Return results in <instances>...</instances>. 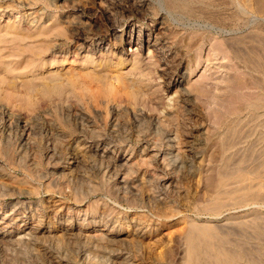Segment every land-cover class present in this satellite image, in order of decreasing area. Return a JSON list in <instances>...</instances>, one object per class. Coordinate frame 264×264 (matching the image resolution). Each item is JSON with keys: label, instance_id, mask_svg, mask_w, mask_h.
Masks as SVG:
<instances>
[{"label": "rangeland", "instance_id": "374dc122", "mask_svg": "<svg viewBox=\"0 0 264 264\" xmlns=\"http://www.w3.org/2000/svg\"><path fill=\"white\" fill-rule=\"evenodd\" d=\"M28 1H0V17L2 14L0 38L11 40L15 37L12 35L14 33L15 35L26 34L27 38L23 39L24 41L12 40L9 43V46L23 44L26 47L45 40L50 48L45 49L44 54L40 52V55H45L44 58L49 61L55 55L60 56L61 52L67 49L72 55L75 46L72 33L65 31L57 35L56 32L50 31L47 32L48 36L39 35V31H46L45 24L32 23V14H30L34 11L46 13L47 16L42 19L47 21L51 15L63 18L66 9H53L42 2L43 0L32 4L31 7ZM223 2V0H210L206 6L208 13L193 14L178 10L169 11V14H166L173 27L184 33V42L203 34L200 47L194 49L185 59V64L190 60V68H192L185 85L190 91L192 100H189L193 112L188 115L191 118L189 126L198 140L200 138V145H197L198 157L194 158L190 164V173L184 166L171 173L170 181L173 184L176 182V189L179 191L175 189L173 191V187H169L165 199L158 201L155 206L149 205L148 196L151 192L145 186V179L155 175L156 168L153 165L140 164L138 154L144 142L141 144L134 142L138 135L153 136L155 134L159 137L149 113L162 116L171 108L172 99L175 96L173 92H165L162 79L144 67L137 68L128 55L124 56L123 64H117L114 59L107 67L96 63V67L94 64L80 65L83 57L70 64L69 56L66 57L69 61L61 64L57 60L62 57H55L54 61L57 62L54 65L60 64L58 68H25L22 69L24 73L14 76L5 69H10L16 63L21 69L22 55L11 54L8 48L1 51L0 87H8L7 92L10 96L8 99L1 98L5 91L0 90V107L9 113L12 112L13 123L11 122L9 129L6 127V135L11 148L15 150L16 158L15 162H12L14 165L6 164V174L0 175V193L4 189L7 191V193L3 192L5 195L0 194L3 197H0V218L4 212H9L13 205L11 203L16 201L17 213L24 212L28 223L21 229H17L16 225L7 224L8 220L1 222L0 225L5 226L7 231L12 233L4 237L5 240L0 239V264H181L182 255L185 253L184 248L187 247L183 233L186 228L188 229L187 224L191 221H196L200 225L209 224L225 235L229 230L230 234L234 233L233 236H235L227 232L228 238L236 237L237 240L239 238L248 240L252 235H249V231L247 234L241 228H235L236 221L240 219L248 221L254 215H259L263 224L264 144L257 143L256 137L259 131H255V125L262 122L264 118V111H262L264 109V72L257 70L255 72V68L235 57L233 49L231 50V46H228L229 43L227 45V42L231 40L227 41V38L246 37L255 28H261L264 32V0H236L235 5ZM6 12L12 13L13 16L8 19ZM23 19L24 23L27 22V25L31 27L30 30H18L13 26V24L20 26L18 23ZM8 25L10 27H7ZM130 51H134V48H128V52ZM141 53L145 56L147 50L144 49ZM89 59L96 58L93 56ZM88 70L104 72L106 81L112 89L111 92L97 96L92 92L82 93L79 88L71 90L65 79L68 73ZM52 75L61 77L59 83H53ZM139 87L149 88L147 92L153 95L157 104L160 103L163 111L156 112L144 106L146 95ZM252 103L260 104V112L254 113L248 109ZM256 114H262L263 117L256 118ZM15 118H21V123L30 124L29 126L33 129V132L26 136V142L23 144L20 143L22 141L15 126ZM260 131L264 132V129ZM218 133L226 141L223 147L221 142L214 138ZM111 140L118 145L119 148L117 147L115 151H118L120 155L127 156L133 147V156L135 155L133 159L136 164L134 165L138 173H133L128 178L134 176L132 178L139 183L138 191H140L136 195L140 196L141 201L135 194L133 196L138 200L129 202L125 195L122 198L121 193L116 195L109 192L107 185L114 182L115 176L114 171L111 170L113 163L111 166V162L106 157L93 155L92 147H86L96 141L98 153L101 154ZM232 140L233 147L228 143ZM85 142L86 144L83 145ZM224 145L228 146L227 150H224ZM251 147H254L253 150ZM50 149L54 150L52 158H49L51 157ZM223 150L230 156L227 170L230 174L232 173L230 175L225 172L228 174L222 176L224 185L228 187L221 186L223 193H227L226 191L232 188V190H238L246 187H250L252 193H248L247 197L245 195L233 197L234 199L225 198L223 203L227 206L218 213H214L203 210L202 205H208L215 194L217 176L221 170L220 156L224 154ZM73 155L78 156L79 159L76 166L71 163ZM186 157L187 153L181 151L182 160ZM32 168L35 169L32 170ZM242 185L244 187H241ZM76 189L77 196L80 194L91 196V205H88L85 199L82 202L77 200ZM254 192L256 195L253 194ZM146 200L148 203L145 202ZM85 208L89 211V215L82 223L90 220L98 232H109L111 227L116 226L112 233L118 239L115 243L106 248L93 247L91 241L84 239V236L80 234L76 239H69L65 234L63 236L62 229L67 219L71 221L72 218L69 226L77 228L79 219L75 216L80 210V215L82 214L81 217H83ZM36 209L44 213L43 218L41 217V226H44L46 230L39 231L36 239H31L27 235L23 237L24 230H29V227L37 222ZM57 214L62 217L57 218ZM103 215L109 220L105 218L103 220L101 218ZM139 230L142 233L140 235ZM232 239L229 240L232 241ZM262 242L252 241L247 247H250L253 252L264 248V242ZM110 249H114V253ZM257 251L253 254L256 255Z\"/></svg>", "mask_w": 264, "mask_h": 264}, {"label": "bare ground", "instance_id": "6f19581e", "mask_svg": "<svg viewBox=\"0 0 264 264\" xmlns=\"http://www.w3.org/2000/svg\"><path fill=\"white\" fill-rule=\"evenodd\" d=\"M0 1H6V0H0ZM38 1H42V0H29L28 1L29 6L32 7L33 6L32 4H35ZM209 1L210 0H156L155 2L152 0H43L42 2H44L47 6L49 5V7H52L53 9H66L65 11L66 14L64 15L63 18H59L57 15H51V16L48 15L50 18L49 20L45 21L42 18L44 16H47L46 13L41 14L38 11H34L33 13H30L32 14L31 16L32 23L35 22V24H37L38 22H40L45 24L46 31H39L38 33L39 35L40 34L47 35V32L50 31L56 32L57 35L63 34L65 31L68 33H72L73 37L75 38V44H74L75 46L72 55H71V51L69 52V49H67L65 51H62L60 56L55 55L52 60L50 61L47 60L46 58H44L45 55L44 56L40 55V52L44 54V52H46L45 49L48 50L50 48L49 45L46 44L45 40L31 47L30 45L29 47H26L23 44H21L23 46L21 45L9 46V43L12 40L24 41L23 39L27 38L26 34L16 33L17 35H15L14 33L12 35H14L15 37H13L11 40L0 38V53L5 48L6 49L8 48L11 54L22 55L21 61L23 66L20 69L18 63H16L13 64V66L10 69H5V71L13 73L14 76H18L24 73L22 72L23 71L22 69L25 68L38 67L40 69H55L58 68V66H60V64L54 65L56 64L57 61H60L61 64H63L65 61L68 62L70 60L68 63L71 64L77 59L79 60L82 59L80 57H83L80 65L94 64L96 67V64H98L101 65L102 67L103 66L107 67L114 59H116L117 64L119 65L123 64L124 56L128 55V58L131 57L130 60L133 61V64L136 65L137 68L141 69V67L142 68L144 67L145 69H148L149 72L156 73L158 78H161L163 81L165 92L166 93L173 92L175 96H173L171 108L169 110H166V112L162 116L154 115V114L152 115L151 113H149L151 120L154 121V124L156 125L157 130H155V132L157 131L156 134L158 133L159 137L154 133L153 136L152 135L149 136V134L148 135L137 134L138 135L137 140L134 142L135 144H141V142H144V146L141 149V152L138 154V159H139L138 161H141L140 164H142L143 166L144 164H146L147 166L153 165L154 168H156L155 175L149 176L145 179L146 180L145 186L151 192V195L148 196V200L150 202L149 205L155 206L157 205L156 203L158 201L165 199V196H167V193L169 192L168 190L169 187H173V189L171 188L173 191L174 189L176 191H179L176 189V182L175 184H173L170 181L172 177L171 173H173L176 170H179L183 166L187 168L185 169L188 170L187 172L190 171L191 162L194 160V158L196 159L198 157L199 150L197 151V145L200 143L199 142L200 138L198 140V137L194 135V133L191 131V127L189 126V124H191L190 123L191 118L188 115L193 112L191 106L189 105V100H191L190 91L188 88H186L185 85L192 71V68H190V60L187 61V63L185 64V59L190 55V53L194 49L200 47L203 34H200L199 36L197 35L198 37L196 38L195 37L191 38L188 42H184V38H185L184 33L178 30L177 28L173 27L172 23L169 22L170 19L168 20L166 14H169L168 13L169 11L171 12L178 10L187 11L193 14L197 12L208 13V11L206 10L207 9L206 6L209 4ZM223 1H224L223 3H227L230 5H235L236 3V0H223ZM5 14L8 15L7 16L8 19H10L13 16L12 13H8V12H6ZM22 21L20 20L18 23L20 26L15 24H13V26L18 30H24V29L30 30L31 27L27 25V22L24 23V19ZM7 27L10 26L8 25ZM228 40L229 41L231 40V42H227V45L229 43L228 46H231L230 47L231 50L233 49L232 52L235 55V57L243 60L244 63H247L252 68H255V72L256 70L264 72V32L261 30V28L260 29L255 28L251 30L250 34H248V36L246 37L245 36L239 38L234 37L231 39L227 38V41ZM128 48H134V51L128 52ZM144 49L147 50V55L145 56L144 54L142 55L141 53V51L142 50L144 51ZM68 56L70 57L69 60L68 58H66ZM93 56H95L97 60L89 59L90 57ZM146 56H148V58ZM55 57H62V58L60 60L54 61V59H56ZM1 63L2 61H0V64ZM68 74H67L68 76H66L65 79L67 85L70 86L71 90L75 88H79L80 91H82V93L92 92L94 93V95L96 94L97 96L106 94L108 92H111L112 90L110 89V86L106 81V74H104V72H99V71L95 72L93 70H91L90 72L88 70L86 72L72 71L71 73ZM51 79L53 83L55 82L54 84H56L61 79V77L59 75H52ZM7 89L8 87L5 88V86H3L2 88L0 87V90L5 91V92L2 91L3 95L2 97L0 96L1 98L3 99L9 98L10 93L7 92L9 90ZM135 89H137V91L139 89L144 91V94L146 95L144 106H147L149 110L150 108H152L153 110H156V112L163 111L162 108H160L159 105L160 103L157 104L154 101L153 95L147 92L149 88L143 89L142 87L141 89L139 87V89L138 88ZM130 100L132 101V99H129V101ZM132 102H134V100ZM248 109L252 110L254 113H258L260 112L259 109L261 108L259 103H252L250 104V108ZM262 111H264V109ZM11 114L12 112L9 113L8 111H5L0 107V158L3 160L2 161L0 159V175L6 174V169H7L6 164L10 163L11 165H14L12 164V162L14 163L16 158L15 150L11 148L8 140V135H6L7 134L6 127H8L9 129L11 122L13 123V121L11 120ZM262 114H258V115L256 114V118L258 117L262 118L263 117ZM21 121H22L21 118H17V119L15 118V123H16L15 126L18 129L20 141H22L20 143L23 144L26 142V138H27L26 136L30 135L33 132V129L31 128V126H29L30 124L21 123ZM261 121L262 122L258 121L259 123L256 122L257 124L255 125V131L256 130L259 131L258 132L259 135L257 134L258 136L256 137V140L258 141L257 143L263 142L264 144V132L260 131L264 129V118ZM154 136L156 138H154ZM214 138L218 140L219 143L221 142V145L223 147L225 141L224 137L221 134L219 135L218 133ZM225 139L227 140V138ZM95 142L96 141L91 142L90 145L86 147L89 148L92 147L91 149L93 155L97 154L99 157H104V158L106 157L109 160V162H111V166L113 163V167H112L113 169L111 170H113L115 174L114 182L107 185L108 191L116 195L118 194L120 195L121 193V196H123L122 198H124L125 195L129 202L137 198L140 199V196L137 197L136 195L140 191V190L138 191L139 183L137 182L136 179L132 178L134 176L128 178L133 173L137 172L135 169L136 164L134 163V159H133L135 156V155L133 156V147L127 156L122 154L120 155L118 154V151L117 152L115 151L118 145L116 143H112L115 141L111 140L104 147L102 153L99 154L98 143ZM231 142H233V140L228 141L230 146L233 144ZM228 143L225 144L229 145ZM85 144L86 142L83 145ZM224 147H225L224 150H227L228 146L226 147L224 145ZM253 148L254 147H251L252 150ZM224 150L222 151L223 153ZM181 151L186 152L188 158L186 157V159L184 158L182 160ZM50 152L51 153L49 156L51 157L49 158H52V154H54V150L50 149ZM110 152L112 153V155H108ZM229 157L230 156L227 153L221 154L220 156L221 172L219 171V175L217 174L218 175L217 176L218 181H216L217 188L215 190V194H213V197L210 199V203H208V205H202L203 210L206 211L208 210L214 213H218L223 207L227 206L223 203L225 198L234 199L233 197L236 198L237 196L242 197L245 195L247 197V194L248 193L250 194V192L252 191L250 190V187L249 188L246 187L247 189L242 188L238 190L236 189L232 190L233 189L232 187H234L232 186L230 187L232 188L230 189V191L227 190L226 191L227 193H223V191L221 190L223 189L222 187L228 188L224 185L225 182L223 183L224 178L222 176L225 174V172H228L230 174V172L227 170ZM71 160H72L71 163L75 164L74 166H76L79 162L78 156L76 155L71 156ZM180 163L182 165H180ZM33 165L35 166V164ZM33 169L35 168H32V170ZM172 169L174 170L170 171ZM261 171L263 170L261 169ZM60 175L62 174L60 173ZM230 175H232V173ZM58 176L59 175L57 174L56 177ZM241 187L244 186L242 185ZM4 191L5 193H7L5 189ZM91 191H92V187H91ZM5 193H3V195H5ZM76 193H77V189L75 192V195L77 196L78 193L77 194ZM134 194L136 195L137 198H134L135 196ZM253 194H255V192ZM80 195L76 197L77 200L79 202L80 201L82 202V200L85 199L89 205L91 196H85V194L83 196L82 194ZM0 197L2 196L0 195ZM72 197L75 198L74 196ZM73 200L75 201L76 199ZM140 201H138V203H140ZM145 202L148 203L147 200ZM11 204L13 205L11 206L9 212L8 211L4 212L3 216L0 218V224L1 222H5L8 220L7 224L16 225L17 229H21L23 225H27L28 221L25 218L24 212H22V214L17 213L18 210L17 202L14 201ZM131 204L134 205V203ZM83 211H84L83 217H81L82 214L80 215V210L75 216L77 217V219H79V226H77V228H72V226H69L70 222L72 221V218L71 221H68L69 219H67L62 229L63 236L65 234L66 237L69 239H76L78 234H80L84 236V239L88 240L89 242L91 241L93 247H103V248L111 246L112 243H115V241L118 240L116 236L112 235V233L115 231L114 227L116 226L111 227L109 232H100V231L98 232L96 229H94V224L90 223V220L86 221L85 223H82L86 219L87 215H89V211L87 210V208H85ZM35 215L37 217V222L33 223L31 227H29L30 228L29 230L27 231L24 230V234L22 235L23 237L27 235L31 239H36L39 236L38 234L39 231L46 230L44 226H41L42 218H43L42 216L44 215L42 210L38 211L36 209ZM61 217L62 215L57 214V218H61ZM101 218L103 220L104 218L109 220V218L105 217L104 215L101 216ZM260 219H262L261 216L254 215L252 218L248 219V221L241 219L239 221H236L234 224L237 227L235 226V228H241V230L245 232L249 231L250 233L247 232V234L249 233V235L250 234L252 235V236L250 235L251 238H248V240H242L241 238L237 240L238 238L236 239L235 237L236 241L234 238L233 239L230 238L231 236L228 238L229 235L233 236L234 234V233L230 234L229 230L227 231L229 232V235L227 232H226L227 235H225L219 233L215 227L209 224L200 225L197 224L196 221L189 222V224H187L188 229L186 228L185 232L183 233L184 243L187 244V247L185 246L184 248L185 253H183L182 255L181 264H264V248H260L257 249L258 251L255 250L252 252V250H250V247L249 248L247 247V245L250 246L249 243L252 241L256 243L262 241L264 242V226H263L264 222L262 224V221H260ZM105 222H107V220ZM89 224L92 225L88 226ZM11 233L12 231H7V228H5V226L0 225V239H3L4 237L6 238V236L8 237L9 235H11ZM138 233L139 235L142 234L141 230H139ZM5 238L3 240H5ZM229 239H232V241H230ZM251 246L254 245L251 244ZM110 250H112L114 253V249H110ZM256 251L257 254L256 255L253 254Z\"/></svg>", "mask_w": 264, "mask_h": 264}]
</instances>
